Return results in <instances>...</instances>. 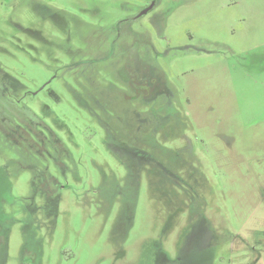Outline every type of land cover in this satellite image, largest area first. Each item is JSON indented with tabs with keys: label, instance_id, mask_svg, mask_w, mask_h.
<instances>
[{
	"label": "rangeland",
	"instance_id": "374dc122",
	"mask_svg": "<svg viewBox=\"0 0 264 264\" xmlns=\"http://www.w3.org/2000/svg\"><path fill=\"white\" fill-rule=\"evenodd\" d=\"M0 264H264V0H0Z\"/></svg>",
	"mask_w": 264,
	"mask_h": 264
},
{
	"label": "flooded vegetation",
	"instance_id": "af4514ba",
	"mask_svg": "<svg viewBox=\"0 0 264 264\" xmlns=\"http://www.w3.org/2000/svg\"><path fill=\"white\" fill-rule=\"evenodd\" d=\"M151 6H152V7L155 6V1L152 2ZM152 7H151V8H152ZM135 19H136V17H135ZM126 20H127V19H126ZM126 20H124V21H126ZM168 175H172V174H171V173H168Z\"/></svg>",
	"mask_w": 264,
	"mask_h": 264
},
{
	"label": "trees",
	"instance_id": "16d2710c",
	"mask_svg": "<svg viewBox=\"0 0 264 264\" xmlns=\"http://www.w3.org/2000/svg\"><path fill=\"white\" fill-rule=\"evenodd\" d=\"M42 90H43V89H42ZM42 90H41V91H42ZM49 93H51V91H50ZM51 94H52V93H51ZM31 95H32V93H31ZM17 100H20V99H17Z\"/></svg>",
	"mask_w": 264,
	"mask_h": 264
}]
</instances>
